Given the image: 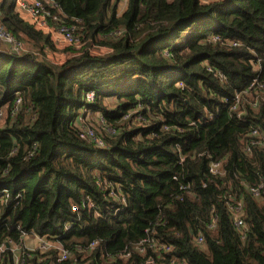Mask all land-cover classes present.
<instances>
[{"label":"trees","instance_id":"16d2710c","mask_svg":"<svg viewBox=\"0 0 264 264\" xmlns=\"http://www.w3.org/2000/svg\"><path fill=\"white\" fill-rule=\"evenodd\" d=\"M54 1L83 42L58 65L44 57L50 37L16 0L0 1L24 46L0 53V243L47 236L83 264H264V150L245 153L251 126L264 137L263 106L247 107L246 124L224 101L249 85L257 59L264 67V0H129L122 14L119 0ZM86 110L100 114L103 146L81 137ZM260 185L258 198L247 189ZM229 200L243 202L245 232ZM147 231L172 252H137ZM24 253L26 264L57 258Z\"/></svg>","mask_w":264,"mask_h":264},{"label":"built area","instance_id":"2783aa9c","mask_svg":"<svg viewBox=\"0 0 264 264\" xmlns=\"http://www.w3.org/2000/svg\"><path fill=\"white\" fill-rule=\"evenodd\" d=\"M18 2V14L23 16V20L33 26L37 31L48 35L52 41V44L55 45H64L66 48H73L80 50L83 47V42L81 39L76 36L75 32L77 30L76 26H65L59 24L57 15L53 11L58 9V4L54 0H17ZM201 1V0H200ZM219 1L226 0H207L206 3L210 4ZM127 0H119V4H125ZM202 3V2H201ZM121 32H117V35H120ZM214 41L218 40L217 37L213 39ZM9 51L14 54H20L24 51V46L21 42L15 39L8 31L3 27L0 20V53L4 51ZM261 59L256 61V75L252 81L242 90L236 91L233 97L226 98L224 101L226 104L231 103V111L235 113L236 118L244 123L248 121L244 118V115L247 111V107H250L253 111H258L261 106H263V115H264V67H262ZM89 102L95 100V94H88ZM17 106H20L21 99H18L16 102ZM86 130H82L81 137L84 139H89L94 141L96 144L100 142L103 146L101 140H98L94 135ZM249 144L245 147V153L247 155H252L255 148H260L264 150V137L261 133V128L257 125L250 127L249 133ZM210 172L214 175L223 174L222 165L219 162L211 161L209 164ZM185 188V187H183ZM263 186L259 187H247L250 193L255 197H260ZM186 189V188H185ZM125 200V199H124ZM123 200V201H124ZM228 208L233 216V225L239 230H246V224L243 218L244 205L242 201L233 202L229 200ZM92 208L94 205L89 204ZM73 211H78V207H73ZM123 209L119 208L117 211H122ZM216 218L213 217L212 223L210 224L211 228L215 227ZM70 229V227H67ZM148 237L143 239L136 247L137 252L145 254L147 250H151L156 253H171L173 250L172 245L163 243L154 235H151L147 231ZM59 238V237H58ZM36 242L38 245H36ZM203 237L201 235L195 237V243L198 245H203ZM99 242L91 243L87 249L82 250L79 248V253L84 255H90L97 247ZM50 249L57 250L56 261H51L50 264H57L68 261L69 264H83L80 259L74 258V254L70 251L65 250L61 244L52 242L48 239L47 236H38L31 234H24V238L21 242L16 243L11 240H7L3 243H0V264H6V260L3 259V256L6 253L12 255V260L9 264H26L24 260V250L35 251L40 250L42 252H47ZM130 255L127 254V257ZM2 259V261H1ZM72 260V262H71ZM153 263V259L150 258L147 263ZM8 264V263H7ZM173 264V263H172Z\"/></svg>","mask_w":264,"mask_h":264},{"label":"rangeland","instance_id":"374dc122","mask_svg":"<svg viewBox=\"0 0 264 264\" xmlns=\"http://www.w3.org/2000/svg\"><path fill=\"white\" fill-rule=\"evenodd\" d=\"M53 46H54V51L46 50L45 51L46 53H44V57L46 59H48V61H50L54 65L63 64L64 62H66L69 59L68 55L69 56L73 55V54L69 53L68 51H66V50H69L70 48H66L64 45L59 46V45L54 44ZM91 51H92V53L95 52V53H100V54L103 53L104 54V53H107L106 51H108V50L103 48L100 50H91ZM106 104L113 107L114 106L113 99H111V98L107 99ZM82 116L78 120L79 121V128L81 130H86V131L92 133L94 135V137H96L98 139L97 132H101L100 127L102 126L101 122L99 121L100 119H98V116H100V114H98L97 112H89L86 110L83 112ZM7 121H8L7 111H6V109H2L0 111V125L4 126V124H6ZM106 130L113 132V130L111 128H107ZM92 134H89V136L92 137L93 136ZM98 144L102 145L100 142H98ZM36 245H38L37 242H36Z\"/></svg>","mask_w":264,"mask_h":264},{"label":"crops","instance_id":"0c3cea01","mask_svg":"<svg viewBox=\"0 0 264 264\" xmlns=\"http://www.w3.org/2000/svg\"><path fill=\"white\" fill-rule=\"evenodd\" d=\"M0 1H2V0H0ZM18 1L16 0V11H17V13H18V3H17ZM128 2H129V0H127V2L125 3V4H119V7H118V13L119 14H122L125 10H126V8H127V5H128ZM201 2L202 3H206L207 2V0H201ZM20 15V14H19ZM22 18H23V16L22 15H20ZM51 39V38H50ZM52 42V41H51ZM54 45V44H53ZM48 51H54L53 49H47ZM107 50V49H106ZM66 51H68V50H66ZM69 53H71L72 54V52H70V51H68ZM107 52V51H106ZM93 54H98V53H93ZM103 54V53H102ZM105 54V53H104ZM68 57L70 58L71 56H69L68 55Z\"/></svg>","mask_w":264,"mask_h":264}]
</instances>
